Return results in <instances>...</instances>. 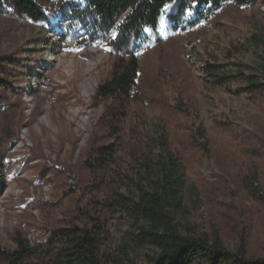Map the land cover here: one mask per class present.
Returning <instances> with one entry per match:
<instances>
[{
  "label": "rangeland",
  "instance_id": "rangeland-1",
  "mask_svg": "<svg viewBox=\"0 0 264 264\" xmlns=\"http://www.w3.org/2000/svg\"><path fill=\"white\" fill-rule=\"evenodd\" d=\"M34 1L47 20L32 21L0 2V77L9 82L0 89V245L13 249L18 234L33 242L102 214L104 250L120 257V246L131 243L130 225L100 210L109 187L85 164L95 146L109 141L111 100L95 93L118 54L105 38L87 42L67 14L83 0ZM174 1L156 36L137 51L123 146L131 134L143 142L168 136L184 165L185 215L195 233L216 232L228 249L264 258V198L243 182L255 169L264 195V91L252 94L245 82L264 81V0L227 3L208 20L176 30L167 17ZM213 60L231 72L223 84L205 70ZM144 251L131 248L129 257L140 262Z\"/></svg>",
  "mask_w": 264,
  "mask_h": 264
},
{
  "label": "trees",
  "instance_id": "trees-1",
  "mask_svg": "<svg viewBox=\"0 0 264 264\" xmlns=\"http://www.w3.org/2000/svg\"><path fill=\"white\" fill-rule=\"evenodd\" d=\"M4 1L32 21L47 20L34 0H0ZM252 1L175 0L174 12L167 17L174 30L194 27L227 3L245 6ZM171 2L83 0V6L72 4L66 9L87 42L105 38L110 50L118 54L110 75L98 84L95 93L96 98L111 100L106 122L109 141L95 146L85 164L90 171L101 173V181L109 187V196L100 203V210L129 223L131 243L120 246V257L111 256L104 250L107 236L102 214H87L81 222L54 228L41 240L29 242L21 234L16 235L13 249L0 245V264H264V258L248 257L242 247L228 249L216 232L211 236L195 233L185 215L184 165L171 150L168 136L143 142L140 136L131 134L123 146L126 135L122 125L134 101L132 92L138 76L137 51L156 36L159 17ZM15 61L6 59L7 63ZM205 70L220 84L231 73L216 60L205 64ZM245 82L252 94L264 91V81L248 76ZM8 85L0 77V89ZM197 134L204 139V128L197 126ZM243 182L252 196L264 198L255 169ZM4 189L0 164V196ZM131 248L145 250L140 262L129 257Z\"/></svg>",
  "mask_w": 264,
  "mask_h": 264
}]
</instances>
